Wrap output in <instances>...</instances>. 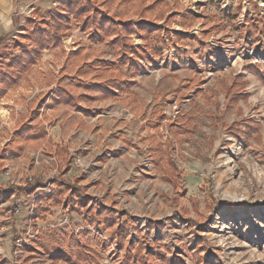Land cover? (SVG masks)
Listing matches in <instances>:
<instances>
[{"label":"rangeland","instance_id":"374dc122","mask_svg":"<svg viewBox=\"0 0 264 264\" xmlns=\"http://www.w3.org/2000/svg\"><path fill=\"white\" fill-rule=\"evenodd\" d=\"M53 1L57 5V0H8L5 3L11 10L6 14L0 0V30L4 31L6 46H13L28 19L55 7ZM167 1L170 13H175L169 25V20L157 12L149 19L141 18L123 0H90L92 10L104 11L115 23L130 20L143 27L160 28L163 42L153 43L156 53L151 51L143 57L144 39L135 32L131 34L128 53L135 64L121 63L99 39L94 27L83 31L71 19L72 28L94 46L80 48L79 37L74 38L70 32L59 45L43 52L44 62L40 59L34 63L26 78L0 95V241L2 234L10 230H6L10 221L19 224L11 229L8 247L13 243L12 253L20 255L6 258L8 264L12 259L17 264H35L31 260L35 254L25 262L21 249L25 241L31 244L45 237L40 234L41 228L33 225L36 218L32 214L38 206L35 199L40 192H58L57 183L64 179L63 174L73 167L81 168L77 153L70 155L72 143L61 122L62 146L57 145L49 154V132L58 120L53 114L56 105L48 106L50 86L55 82L59 87L117 81L121 70L127 75L123 81L128 91L103 96L93 89L98 98L78 103L88 101L97 110L107 106L118 109L116 119L130 126L125 143L134 148L131 170H122L119 165L113 170L108 146L94 147L88 138L84 143L88 152H96V157L90 154L102 163L100 173L94 174L86 186H94L91 191L97 195L89 194L85 186L81 189L85 183L83 171H78L69 185L101 208H113L119 216L118 223L125 222L127 231L122 236L112 234L117 224L111 229L99 225L97 218L83 213L69 188H64L58 204H67L74 210L77 206L82 221L88 223L82 224L84 228L72 227L71 235L83 240L81 233L90 231L97 242L93 247L73 250L74 256L78 251L83 257L89 251L95 255L92 259L81 258L78 263L264 264V0ZM187 12L193 14L194 22L183 27L180 17ZM174 30L180 34L174 35ZM56 47L65 53L47 56V51ZM236 76L240 78L235 81ZM220 79L234 83L236 89L243 87L246 97L239 98L236 104L228 102ZM3 108L11 111L7 113ZM184 111L196 120L195 132L175 131V122ZM41 118L45 124L39 132H45L44 141H35L42 137L27 140L19 134L22 128L29 131L37 127ZM243 119L258 124L259 139L255 138L256 132H241L245 140L227 132V125L234 121L243 128ZM157 144L168 151L174 163L172 182L164 178L171 170L166 156L160 157L157 152ZM64 154L66 161L61 165L58 156ZM119 155L120 152L115 157ZM48 183L53 184L51 190H41ZM48 202L40 204L48 206ZM49 210L44 212L50 214ZM76 227L80 230L74 233ZM129 227L132 235L126 239ZM97 233L106 238L99 239ZM100 240L103 249L99 247ZM1 248L0 242V252L9 251ZM53 259L44 264H68L63 259Z\"/></svg>","mask_w":264,"mask_h":264},{"label":"trees","instance_id":"16d2710c","mask_svg":"<svg viewBox=\"0 0 264 264\" xmlns=\"http://www.w3.org/2000/svg\"><path fill=\"white\" fill-rule=\"evenodd\" d=\"M126 7H131L134 11L143 19H149V17L157 12L158 16H165L169 23L175 18V13H170V3L167 0H123ZM90 0H57L55 7H50L45 13L38 14L33 19H28L23 25L22 33H19L12 48L6 51L0 58V95L6 93L7 89L11 86L16 85L22 78L28 76L29 70L32 65L41 59V56L45 50L51 47L57 46L61 41L70 34L72 29L71 19L83 27V31H89L90 27H94L98 32L99 39L103 41L105 45L110 47L116 59L124 64L132 66L135 64L132 57L129 56V48L131 46V34L138 33L144 39L145 50L142 51V56L145 57L148 54L156 53V49L153 48V43L161 41L163 42V36H160V28L152 29L139 25L140 23L130 22L127 20L122 23H115L104 11H94L91 8ZM191 12H187L185 15L180 17L179 24L183 27L190 26L194 22V18ZM168 28V27H167ZM174 35L178 36L180 31H172ZM4 40V35L0 37V42ZM18 49V50H17ZM147 49L150 52H147ZM236 76L234 79L236 81ZM240 81V80H238ZM219 84L221 85L226 100L228 102L237 103L239 98H245L246 93L243 92L242 88H235L234 83L228 84L225 79H220ZM125 81L114 79L106 80L103 82L93 83H73L66 86L57 87L50 95L48 106L53 107L58 104H66L72 107H76L77 103L81 100H94L99 95L103 96H116L118 93L127 90L125 87ZM93 89H98L99 92H92ZM216 106V105H215ZM229 106V103L228 105ZM217 108V106H216ZM212 115L209 116L211 120H214ZM192 115L187 111L181 113L178 121L175 122L176 132L188 133L189 130L195 132L196 124ZM243 128L240 123L234 121L227 125V132L234 137L245 140L242 137V133L250 135L253 132L258 131V124L250 119L242 120ZM188 130V131H187ZM20 135L24 134V138L27 140L36 139L45 136V132L30 133L27 129H21ZM256 139L260 138L259 133L255 136ZM156 150L161 156H166V164L168 165L171 173L168 176H164L165 179L171 181V176L174 174V163L170 159L168 151H163L160 145H156ZM59 150V148H58ZM68 168L66 169V171ZM33 181L30 182V184ZM174 183V182H173ZM34 184V182H33ZM60 186L58 192L52 191L49 194L40 192L35 202L38 205L33 211V219L42 217V212L49 209L47 205H41V202L47 203L51 201L54 204L60 202L58 198L61 191L64 188H69V192L72 197H76L75 202L79 207L83 209V213L88 215L89 218H97L98 224L105 228H112L117 224L116 229L112 232L115 235H124L126 230L125 222L119 224V216L113 208L103 209L97 203L90 201L87 195L81 196V193L69 185V181L63 179L59 181ZM69 185V186H68ZM36 188L31 187V192ZM69 193V194H70ZM85 257L82 252L78 251L74 258L71 256L58 251L52 255L53 260L63 259L68 264H79L81 258L92 259V251H89ZM0 264H8V260L0 255Z\"/></svg>","mask_w":264,"mask_h":264},{"label":"crops","instance_id":"0c3cea01","mask_svg":"<svg viewBox=\"0 0 264 264\" xmlns=\"http://www.w3.org/2000/svg\"><path fill=\"white\" fill-rule=\"evenodd\" d=\"M8 0H3V10H6V14L10 13V7L7 2ZM2 3V2H1ZM46 11H43L39 14H43ZM5 13L2 12V16H6ZM36 14V13H35ZM38 14V13H37ZM26 16L27 13H26ZM72 36L79 37L80 42H78L80 48L87 49L88 46H94V43H91L89 45V40L86 39L84 36L79 35L77 33V30L72 28ZM4 31L0 30V37H2ZM5 38V37H4ZM76 40V39H75ZM12 45L6 46L5 39L0 43V58L3 56V54L8 51V49L11 48ZM102 50H104L103 46L100 47ZM64 49H61L59 47L53 48L49 51H47V56H58L59 54L65 53ZM114 55V52H112ZM40 62H44V57L41 59ZM38 67V65H36ZM35 66V68H37ZM38 69H41L40 67ZM120 81H123L127 75L124 74L123 70L120 71V75L116 76ZM47 95V94H45ZM80 102L76 107H70L68 105L60 106L56 105L54 107V118L58 119L53 127L51 128V132H49L50 135V142L48 143L50 146V152L49 154H53V149L58 146H62V142L60 140V124L64 125L65 130L69 135H67L70 138V143H72V151H70V155H73L72 152H76L77 155L80 157V169H73L71 168L67 173L63 174V178L70 182V180L73 179V177L76 176V173L78 171H83L84 176L83 179L85 183L81 186V189H83V186H85L86 190L90 194L91 192L93 195H97L94 191H91L94 186L86 187L88 184H90V179H93L94 174L100 173V167H102V163L97 161L95 159L96 152H88L86 145L84 143L87 142L88 138L91 139V142L89 144L96 145L94 147H106L108 146V149L111 153H108L109 158L108 160H111L112 163V169L114 170L119 165L120 168L122 167V170H131V166L133 165L132 156L134 155V152L131 150H134V148L130 147L125 143V141H128V139L125 138L130 132V126H127L123 124V121L120 119H116V114L118 113L117 108L110 109L109 106L105 107L103 110H97L92 109L90 107V103L88 101ZM41 109V108H40ZM46 118V116H45ZM118 118V117H117ZM61 122V123H60ZM60 123V124H59ZM45 122L41 118V123L38 124L37 127L29 129L30 133H38L40 130L44 129ZM54 131V133H53ZM37 142L44 141V137L40 138V141L35 140ZM52 144V147H51ZM105 144H107L105 146ZM45 147V146H44ZM46 148V147H45ZM64 148V147H63ZM98 148V149H99ZM120 152V155L115 157V155ZM95 155V157H92L91 154ZM131 153H133L131 155ZM98 155V154H97ZM58 162L62 165L66 161V156L59 155L58 156ZM89 163V165H88ZM103 168H106V166H103ZM118 170H121L118 168ZM140 172H142V169H139ZM75 175V176H74ZM84 188V189H85ZM101 190L104 191L102 187H100ZM101 190H97L98 193L102 192ZM86 192V191H85ZM62 198V202L65 199V195ZM107 206V205H106ZM36 207V205H35ZM48 207L50 214L48 213H42V217H37L33 221L34 226H38L37 228L40 229V234L44 235L45 237H40L37 240L31 241V244H27L25 242L24 245H21L22 251L25 252L24 261L26 262L28 258L34 256L33 262L35 264H44L45 261H52V255L55 254V251L58 249V251H61L65 254H71L73 257V250L75 248L81 249L84 247H93L96 242V238L93 236V233H90V231L86 232H80L82 235L83 240H81L79 237H74L71 234L72 227L74 226H81L83 223L88 224L82 221V212L78 209L77 206H74L76 210L70 209L67 204H53L49 205ZM53 208H56V211L53 210ZM26 213L25 210H22L21 213ZM65 216H67V220L65 219ZM2 220V217H0V221ZM87 221V218H86ZM22 223V222H21ZM83 224V225H84ZM72 225V226H71ZM82 225V227H83ZM9 230L8 232L2 234V249L9 248V251L7 253L0 252L2 256H4L7 259L13 258L12 250L14 249V244L10 242V233L11 231L17 227H19V224L17 221L9 222L6 225ZM84 228V227H83ZM3 229V228H2ZM12 229V230H11ZM131 228H128V235H126L124 238L128 239V236H131ZM3 232V231H2ZM1 232V233H2ZM12 234V233H11ZM99 234V233H97ZM99 239H105L106 236L103 234L98 235ZM103 240H100V249H103ZM4 246V247H3ZM16 247V245H15ZM72 250V251H70ZM102 254V253H101ZM37 258V259H36ZM48 261V262H49Z\"/></svg>","mask_w":264,"mask_h":264},{"label":"built area","instance_id":"2783aa9c","mask_svg":"<svg viewBox=\"0 0 264 264\" xmlns=\"http://www.w3.org/2000/svg\"><path fill=\"white\" fill-rule=\"evenodd\" d=\"M53 5H56V2H55V1H53ZM56 87H57V82L53 83L52 86H50V89H51L50 92L52 93V91H53L54 88H56ZM35 91H36V89H35ZM3 109H4L7 113H9V111H11V109H7V108H3ZM77 160H78V159H77ZM52 186H53L52 183H48L47 185L43 186V187L41 188V190H45L46 192H48V191L51 190ZM79 230H80V227H76V228H74V233H77ZM37 232H38V231H37ZM37 232H35L34 234H36ZM25 242H26V241H25ZM19 255H20L19 253H15V252H13L14 259H16V258H17L16 256H19ZM10 264H17V263H15L14 260L12 259L11 262H10Z\"/></svg>","mask_w":264,"mask_h":264}]
</instances>
